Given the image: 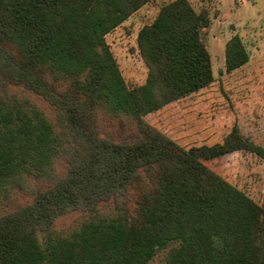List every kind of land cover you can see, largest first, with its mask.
<instances>
[{"label": "trees", "instance_id": "obj_1", "mask_svg": "<svg viewBox=\"0 0 264 264\" xmlns=\"http://www.w3.org/2000/svg\"><path fill=\"white\" fill-rule=\"evenodd\" d=\"M151 1L0 0V264H264V199L205 163L264 146L235 124L186 147L145 119L215 81L209 10L172 0L138 31L143 84L107 41ZM249 59L233 35L226 70Z\"/></svg>", "mask_w": 264, "mask_h": 264}, {"label": "rangeland", "instance_id": "obj_2", "mask_svg": "<svg viewBox=\"0 0 264 264\" xmlns=\"http://www.w3.org/2000/svg\"><path fill=\"white\" fill-rule=\"evenodd\" d=\"M172 0H153L107 34L123 75L129 85L146 81L148 68L137 44L138 31L151 23L160 7ZM197 11L206 8L211 24L204 41L211 53L215 81L197 93L172 102L145 119L181 145L190 147L222 141L233 125L264 146V0H190ZM235 34L243 40L249 61L227 71L225 47ZM37 102L44 106L43 100ZM103 134H117L113 122L100 119ZM205 163L255 201L264 199V159L237 151ZM30 199V197H28ZM26 199L20 198L21 202ZM80 213L61 216L58 230L70 231L79 224ZM167 249L160 250L149 264H165Z\"/></svg>", "mask_w": 264, "mask_h": 264}]
</instances>
